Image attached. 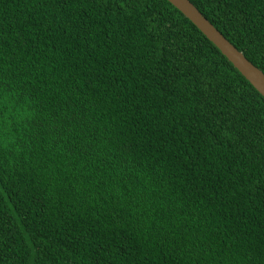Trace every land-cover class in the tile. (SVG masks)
<instances>
[{"label": "trees", "instance_id": "16d2710c", "mask_svg": "<svg viewBox=\"0 0 264 264\" xmlns=\"http://www.w3.org/2000/svg\"><path fill=\"white\" fill-rule=\"evenodd\" d=\"M0 264H264V98L167 0H0Z\"/></svg>", "mask_w": 264, "mask_h": 264}, {"label": "water", "instance_id": "95a60500", "mask_svg": "<svg viewBox=\"0 0 264 264\" xmlns=\"http://www.w3.org/2000/svg\"><path fill=\"white\" fill-rule=\"evenodd\" d=\"M178 9L197 29L227 58L238 72L264 98V73L249 61L190 0H167Z\"/></svg>", "mask_w": 264, "mask_h": 264}]
</instances>
